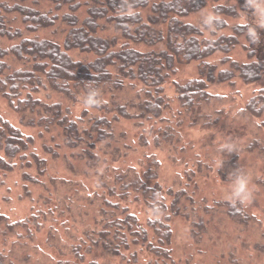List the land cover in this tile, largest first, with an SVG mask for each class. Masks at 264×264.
Returning a JSON list of instances; mask_svg holds the SVG:
<instances>
[{
  "label": "trees",
  "instance_id": "1",
  "mask_svg": "<svg viewBox=\"0 0 264 264\" xmlns=\"http://www.w3.org/2000/svg\"><path fill=\"white\" fill-rule=\"evenodd\" d=\"M210 3H214L215 19L201 24L186 20ZM249 9L247 0H0V95L23 119H28L27 125L46 131L59 128L65 146H85L83 158L95 149L121 155L117 127L123 119L136 121L137 127L150 120L168 122L160 129L163 143L175 149L182 137L165 117L171 103L165 83L177 64L198 62L200 77L176 82L175 87L181 113L191 125L203 128L219 125L223 113L219 104L225 97L211 92V84L234 83L236 78L252 84L264 77L263 35L252 23L228 21ZM50 28L54 35L40 36L41 31ZM249 29L257 32V41L250 38ZM61 34L62 42L56 38ZM238 46L247 51V61L234 60L230 55ZM218 53L223 54L220 63L209 60ZM222 64L229 66L220 69ZM54 95L63 101H50ZM64 99L70 105H65ZM76 104L85 108L80 116L72 118ZM244 112L250 118H262L257 126L259 131L264 130V87L250 98ZM34 142L33 136L0 115L1 170L21 169L25 181L40 184L29 169L36 167L44 175L47 161L32 150ZM46 148L58 155L53 148ZM244 150L264 158V135L257 132ZM92 160L88 164L95 168L100 158L93 156ZM237 160L231 161L235 167L232 179L238 173ZM147 164L143 173L128 167L99 176L104 193L95 205L93 224L84 230V237L77 245H60L61 239L53 229L48 235L49 244L60 245L63 255L69 246L81 262L94 246H101L120 257L123 264H142V249L154 255L156 264H171L173 216L191 220L198 242L206 228L204 217L213 220L219 209H225L228 218L242 228L256 221L240 200L217 201L215 206L195 210L192 204L185 205L187 192L170 190L168 194L174 197L169 204L158 182L159 162L151 156ZM52 181L59 183L57 179ZM126 202L147 205L153 214L148 227L140 224ZM33 222H37L35 216ZM30 223V219L10 221L0 210V235L5 238L19 228L29 230ZM37 228L41 229V223ZM34 235L29 231L30 238ZM260 250L264 253V246ZM28 258L29 254L24 256L25 261ZM0 264L13 261L0 253ZM55 264L80 263L60 259Z\"/></svg>",
  "mask_w": 264,
  "mask_h": 264
},
{
  "label": "rangeland",
  "instance_id": "2",
  "mask_svg": "<svg viewBox=\"0 0 264 264\" xmlns=\"http://www.w3.org/2000/svg\"><path fill=\"white\" fill-rule=\"evenodd\" d=\"M247 1L250 9L242 10L239 18H228V21L230 24L252 23L264 39V25L259 23L260 11L257 7L259 5L264 8V0ZM213 6L214 3H210L186 20L199 24L211 21L209 16L214 17ZM52 30H43L40 36H52ZM225 31L230 32V29ZM56 38L62 42L64 35ZM245 41L244 38L243 42ZM230 55L240 62L248 60L247 51L242 46H238ZM222 57L223 54L218 53L209 60L220 63ZM228 66L222 64L220 69ZM196 77H200L197 61L177 64L175 73L165 83L166 94L171 100L165 117L182 137L177 148L166 147L163 143V130L160 129L168 122L150 120L145 121L142 127H137L136 121L123 119L117 127L121 138L119 145L122 148V154L118 157L95 149L83 158L85 146L75 149L65 146L62 130L59 128L46 131L27 125L25 121L28 119H23L0 95V115L21 128L26 135L33 136L35 142L32 150L47 161L44 175L39 174L36 167L29 169L41 181L40 184L25 181L21 169L13 172L0 169L1 212L10 221H31L28 224L29 230L19 228L17 233L6 238L0 235V253L11 258L13 264H55L60 259H72L80 264H123L120 257L101 246H94L86 253L84 262L77 260L69 246L64 248L65 255L59 250L63 244L77 245L84 237V230L93 224L94 209H97L95 205L104 193L99 187V176L109 175L114 169L125 170L128 167H135L143 173L149 167L148 158L154 156L159 162L158 182L162 185L169 204L174 196L168 194V191L184 190L187 192L185 205L192 204L196 210L199 206H215L217 201H238L230 198L235 168L231 161L237 158L235 172L247 177L250 192V197L243 201L244 209L255 215L256 221L249 228H242L228 218L225 209H219L213 220L204 217L206 228L203 229V238L199 243L192 233L191 220L182 215L173 216L170 222L174 232L173 263L264 264V253L260 250L264 246V158L244 150L257 132L264 135V130L259 131L257 126L262 118H250L244 112L250 98L264 87V77L252 84H246L239 78L234 83L211 84V92L225 97L224 102L219 104V109L223 111L219 125L212 128L191 125V120L181 113L175 83H184ZM59 100L63 101V98L58 95L50 99ZM64 104L70 105V102L64 99ZM84 108L83 104L72 107V118L80 116ZM157 141L163 145H158ZM46 146L53 148L58 155L54 156ZM229 146L232 151H228ZM93 156L100 158L95 168L88 164V160L93 161ZM16 161L21 162L18 159ZM53 179H57L59 183H54ZM62 180L64 183L60 185ZM125 204L139 217L140 224L148 227L147 221L153 214L147 205L140 202ZM34 216L37 221L35 223ZM37 223H41L39 231ZM53 229L61 239L59 247H52L48 242L49 232ZM196 230L199 231L198 228ZM29 231L35 233L33 238L29 237ZM28 254L30 258L25 261L24 256ZM140 256L142 264H148L150 260H153L152 264H156L154 255L146 249L140 250Z\"/></svg>",
  "mask_w": 264,
  "mask_h": 264
},
{
  "label": "clouds",
  "instance_id": "3",
  "mask_svg": "<svg viewBox=\"0 0 264 264\" xmlns=\"http://www.w3.org/2000/svg\"><path fill=\"white\" fill-rule=\"evenodd\" d=\"M260 11V20L259 23L264 25V8H261L257 5ZM209 19H215L213 16H209ZM249 36L255 42L258 40V34L254 29H249ZM232 147H228V151H232ZM250 197V192L248 190V179L242 173H235L233 179V188L231 193V199L240 200L241 202L247 200Z\"/></svg>",
  "mask_w": 264,
  "mask_h": 264
}]
</instances>
